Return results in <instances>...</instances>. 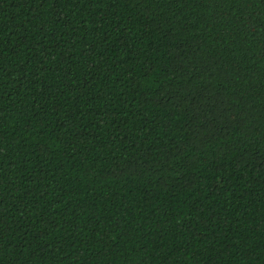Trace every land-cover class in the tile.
I'll list each match as a JSON object with an SVG mask.
<instances>
[{"label":"trees","instance_id":"16d2710c","mask_svg":"<svg viewBox=\"0 0 264 264\" xmlns=\"http://www.w3.org/2000/svg\"><path fill=\"white\" fill-rule=\"evenodd\" d=\"M0 264H264V0H0Z\"/></svg>","mask_w":264,"mask_h":264}]
</instances>
